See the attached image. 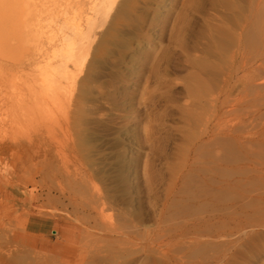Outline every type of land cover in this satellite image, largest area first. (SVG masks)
Segmentation results:
<instances>
[{
	"label": "rangeland",
	"instance_id": "374dc122",
	"mask_svg": "<svg viewBox=\"0 0 264 264\" xmlns=\"http://www.w3.org/2000/svg\"><path fill=\"white\" fill-rule=\"evenodd\" d=\"M31 2L55 17L66 4ZM181 2L138 0L126 60L115 53L98 69L68 133L67 105H49L44 95L66 98L70 89L41 86L43 76L64 71L39 62V53L45 62L54 55L46 36L17 53L0 49V264H264V47L255 60L245 56L255 63L244 65L240 81L231 72L221 97L226 114L186 121L185 67L169 44ZM192 25L197 31L199 19ZM156 58L171 61L148 77ZM143 93L156 98L152 115ZM65 163L79 175L67 174ZM153 172L154 194L145 183ZM83 173L113 196L101 217L88 204ZM219 181L232 186L223 218L210 191ZM109 223L118 232L105 231Z\"/></svg>",
	"mask_w": 264,
	"mask_h": 264
},
{
	"label": "bare ground",
	"instance_id": "6f19581e",
	"mask_svg": "<svg viewBox=\"0 0 264 264\" xmlns=\"http://www.w3.org/2000/svg\"><path fill=\"white\" fill-rule=\"evenodd\" d=\"M153 1H157L156 6L160 7L163 4L173 7L175 2L147 0L149 3ZM137 4L138 0H66L64 13L55 17V13H45L31 0H0L1 50L17 53V48L35 43L43 35L46 36L47 43L52 45V59L45 62V58L39 53V62L54 70L63 67L64 71L43 76L41 86L53 92L55 87L61 85L70 89L66 98L56 92L52 96L44 95L45 102L49 105H67V133L72 125L73 114L77 122L83 111L85 97L95 81L98 69L110 62L115 53L122 54L123 61L126 60L125 52L130 48V40L137 31L134 23L139 17L132 16L138 8ZM196 19H199L200 25L199 29L194 31L192 20ZM44 21L46 24H43ZM169 36L170 47L175 49L185 67L182 79L185 98L179 107L180 114L190 123H201L213 113L218 115L223 111L221 114H226L227 103L221 97L224 87L229 84L231 72L235 71V79L240 81L239 74L244 65L253 66L255 63H247L245 56L250 54L255 60L254 52L261 46L264 47V0H182L179 13L170 27ZM148 37L142 36L143 41L148 42ZM169 61V58L167 61L155 60L151 64L148 77L159 76L161 66L165 68ZM115 74L116 72L113 73ZM75 88L78 92L73 94ZM145 94L140 96L143 108L152 115L156 98ZM154 132L151 129L149 136L158 139L153 138L156 134ZM196 137L197 135L191 134L188 140H196ZM66 149L73 154L77 152V146L72 144H67ZM69 162L73 164L72 161ZM62 165L65 166L66 163ZM65 171L71 174V177L74 173L79 175L77 166L72 165L70 170L65 166ZM91 177L90 174L83 173L80 181L85 185L83 191L85 190L84 193L88 196L91 210L101 217L105 204L112 203L114 199L107 193L100 194L92 184ZM156 177V173H149L145 180L148 191L153 194ZM213 184L215 188L211 187L210 191L213 195L219 194L222 200L219 211L220 217L223 218L224 200L227 190L232 186L221 181ZM125 216V211L121 210L123 223L126 221ZM216 218L213 214L207 219L212 221ZM104 230L109 233L118 232L111 223L105 224ZM253 234L257 233L253 230ZM58 247L59 252L65 253L67 247Z\"/></svg>",
	"mask_w": 264,
	"mask_h": 264
}]
</instances>
